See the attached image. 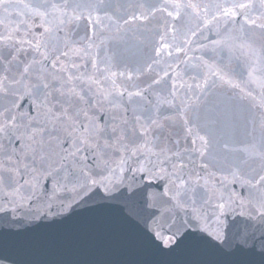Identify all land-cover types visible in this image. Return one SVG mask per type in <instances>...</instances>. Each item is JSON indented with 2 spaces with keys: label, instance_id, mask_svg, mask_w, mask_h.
<instances>
[{
  "label": "water",
  "instance_id": "obj_1",
  "mask_svg": "<svg viewBox=\"0 0 264 264\" xmlns=\"http://www.w3.org/2000/svg\"><path fill=\"white\" fill-rule=\"evenodd\" d=\"M0 264H264V0H0Z\"/></svg>",
  "mask_w": 264,
  "mask_h": 264
}]
</instances>
